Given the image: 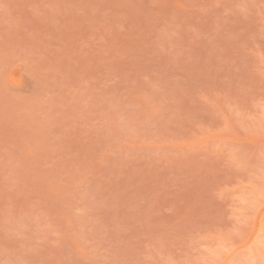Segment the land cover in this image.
Here are the masks:
<instances>
[{
  "label": "rangeland",
  "instance_id": "1",
  "mask_svg": "<svg viewBox=\"0 0 264 264\" xmlns=\"http://www.w3.org/2000/svg\"><path fill=\"white\" fill-rule=\"evenodd\" d=\"M0 264H264V0H0Z\"/></svg>",
  "mask_w": 264,
  "mask_h": 264
}]
</instances>
